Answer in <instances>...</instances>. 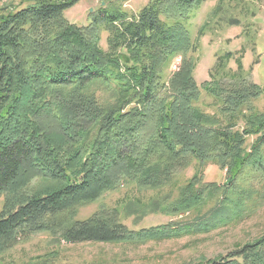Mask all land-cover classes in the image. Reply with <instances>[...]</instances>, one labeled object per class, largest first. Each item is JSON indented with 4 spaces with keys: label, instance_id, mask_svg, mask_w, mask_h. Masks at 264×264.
<instances>
[{
    "label": "trees",
    "instance_id": "1",
    "mask_svg": "<svg viewBox=\"0 0 264 264\" xmlns=\"http://www.w3.org/2000/svg\"><path fill=\"white\" fill-rule=\"evenodd\" d=\"M77 1L28 0L0 14V254L37 232L139 244L241 218L254 195L237 187L241 175H264V111L250 104L263 88L245 78L196 82L185 24L204 0H149L133 16L112 3L85 26L64 15ZM201 92L219 103L224 125L196 107ZM192 158L217 162L226 180L194 175L182 186L164 211L198 213L191 221L133 230L98 216L72 219L124 184L165 186ZM201 264H264V235Z\"/></svg>",
    "mask_w": 264,
    "mask_h": 264
},
{
    "label": "rangeland",
    "instance_id": "2",
    "mask_svg": "<svg viewBox=\"0 0 264 264\" xmlns=\"http://www.w3.org/2000/svg\"><path fill=\"white\" fill-rule=\"evenodd\" d=\"M26 1L0 0V14ZM148 1L79 0L67 8L64 15L69 22L85 26L90 22V14L102 6L114 3L133 16ZM185 26L194 46L191 55L195 61L193 76L196 82L200 84L214 78H245L263 88L262 95L251 100L250 104L256 111H264V0H204ZM106 36V32L100 33L99 45L103 50L107 48ZM228 52L231 56L219 61V56ZM180 61V57H176L171 71L178 69ZM195 105L210 116L212 125L225 124L220 105L212 96L201 92ZM244 123L245 118L238 114L235 129H241ZM253 141L254 136L247 137V149ZM194 175L203 183H216L218 186H224L226 180V170L217 162L200 163L192 158L165 186L150 188L124 184L81 206L72 219L86 220L98 216L118 221L133 230L162 226L170 221H191L198 213L175 216L164 210ZM237 187L254 193L245 201L242 217L207 233L132 244L100 241L66 243L49 232H37L2 252L0 264H201L225 256L264 235V175L246 169ZM1 204L2 197L0 207Z\"/></svg>",
    "mask_w": 264,
    "mask_h": 264
},
{
    "label": "built area",
    "instance_id": "3",
    "mask_svg": "<svg viewBox=\"0 0 264 264\" xmlns=\"http://www.w3.org/2000/svg\"><path fill=\"white\" fill-rule=\"evenodd\" d=\"M176 66H177V64H176ZM176 66H175V67H176Z\"/></svg>",
    "mask_w": 264,
    "mask_h": 264
}]
</instances>
